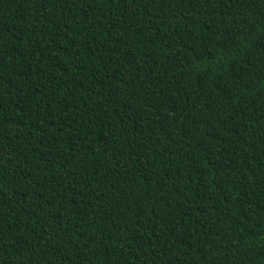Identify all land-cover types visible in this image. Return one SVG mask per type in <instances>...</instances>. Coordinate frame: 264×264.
I'll list each match as a JSON object with an SVG mask.
<instances>
[{"label": "trees", "instance_id": "trees-1", "mask_svg": "<svg viewBox=\"0 0 264 264\" xmlns=\"http://www.w3.org/2000/svg\"><path fill=\"white\" fill-rule=\"evenodd\" d=\"M0 264H264V0H0Z\"/></svg>", "mask_w": 264, "mask_h": 264}]
</instances>
